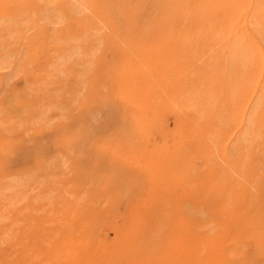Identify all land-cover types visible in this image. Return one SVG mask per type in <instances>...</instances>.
<instances>
[{
    "label": "rangeland",
    "instance_id": "obj_1",
    "mask_svg": "<svg viewBox=\"0 0 264 264\" xmlns=\"http://www.w3.org/2000/svg\"><path fill=\"white\" fill-rule=\"evenodd\" d=\"M196 1L176 0L173 4L176 8L181 6V12L186 5L189 12L185 10L183 14L188 13L186 18L194 21L196 17L201 19L198 15L200 5ZM82 2L87 10L78 14L72 6L74 0H0V187L11 181L13 185L20 182L14 190H0V264H70L63 253L50 257L52 247L48 242L53 239L58 242L61 237L48 239L45 234L48 225L44 219L52 215L56 207L66 211L69 217L79 213L81 224L87 228L82 239L88 245L107 241L100 231L110 219L112 204L108 200L115 198L116 201V192L110 190L109 194L103 181H93L84 174L95 168L97 143L115 145L125 135L126 127L106 97L111 66L119 61L115 45L125 46L130 39L152 34L157 26H164L175 10L164 0L162 3L161 0ZM160 3L163 10L158 6ZM242 3L238 5L242 7ZM261 12L254 26H250L252 34L260 38V45L264 44V14ZM207 17L206 22H202L201 32L190 31L194 38L191 40L192 60H196V65L187 67L188 64L177 58L176 68L184 69L181 76H187L189 86L199 92L198 96L195 92L198 105L194 107L197 124H209L212 120L219 125L223 122L217 138L222 141L232 123L234 125L233 118H229L232 117L230 110L222 107L225 104L214 86L218 83V74L213 59L218 52L215 50L221 48L217 44L223 41L219 34H223L225 25L216 18ZM209 22L212 25H207ZM213 33L217 38L208 41V36L215 35ZM215 40L219 42L214 45ZM181 76L177 78L179 82L186 79H180ZM242 85L241 91L246 88V80ZM175 86L168 80V86L160 89L164 91L161 100L172 103L177 98L190 97L186 92L177 94ZM199 110L202 111L200 116ZM262 119L264 100L256 113L255 134L232 154V158L229 154L228 160L232 162L228 161L230 165L225 167L235 170L238 187L248 189L242 203L264 207ZM216 143L215 148H219L221 142ZM214 151L212 159L215 157L216 161L218 153ZM195 163L198 166L200 160L196 159ZM257 211L250 221L259 222ZM260 220H264V216ZM113 221L118 226L124 222L118 216ZM151 225L150 234L132 239L126 254L116 264H123L127 258L140 262L144 246L149 248L154 240L159 243V236L152 233L159 225L156 222ZM260 225H264V221ZM240 236L230 239L231 256L239 260L237 264H264V238Z\"/></svg>",
    "mask_w": 264,
    "mask_h": 264
},
{
    "label": "bare ground",
    "instance_id": "obj_2",
    "mask_svg": "<svg viewBox=\"0 0 264 264\" xmlns=\"http://www.w3.org/2000/svg\"><path fill=\"white\" fill-rule=\"evenodd\" d=\"M74 1L72 6L76 13L87 10L82 0ZM197 1L201 19L186 18L188 13L183 14L187 8L185 2L181 12V6L176 8L173 4L176 0H164L175 10L167 17L166 28L157 26L152 34L130 39L125 46L116 43L119 61L111 66L106 97L126 127L125 135L115 145L97 143L95 168L84 174L93 181H103L108 192H116V201L115 198L108 200L112 204L110 219L100 231L101 237L108 242L88 245L82 239L87 228L81 224L79 213L69 217L66 211L56 207L53 214L44 219L48 225L45 229L48 239L61 237L58 242L54 239L48 242L52 247L51 258L63 253L70 264H116L126 254L132 239L150 234L149 225L154 222L159 227L152 233L159 236V243L154 240L149 248L144 246L140 262L127 258L123 264H237L239 260L230 252L231 238L243 234L264 238V225H260L264 221L260 220L264 207L243 204L248 189L236 185L235 170L226 169L229 154L232 158V154L255 134L256 113L264 100V44H259L260 38L253 35L250 28L264 10V0H242L243 3L237 0L242 7L236 0V4L234 0ZM161 3L158 6L163 10ZM205 16L225 25V31L219 34L223 41L217 44L221 48L214 47L215 52L218 51L213 59L218 74V83L214 86L225 104L222 107L230 110L232 117L229 118H233L234 125L232 123L222 141L217 138L223 122L219 125L212 120L214 122L209 124H197L194 111L198 105L197 91L189 86L187 76H181L184 69L176 68L177 58L188 64L187 67L196 65V60H192L191 40L194 38L190 31L201 32ZM216 36L210 35L207 40L213 41ZM215 42L219 40H215L214 45ZM204 74L208 76V71ZM179 76L186 79L179 82ZM168 80L176 85L177 94L186 92L190 97L186 95L188 99L177 98L172 103L161 100L164 91L160 89L168 86ZM243 80H246V88L241 91ZM198 113L200 116L202 111ZM216 141L217 145L221 142L219 148H215ZM214 150L218 153L216 161L215 157L212 159ZM196 159L200 160L198 166ZM12 183L0 190L11 191L20 185V182ZM255 210H258L260 223L250 221ZM117 216L123 218L121 226L113 221Z\"/></svg>",
    "mask_w": 264,
    "mask_h": 264
}]
</instances>
